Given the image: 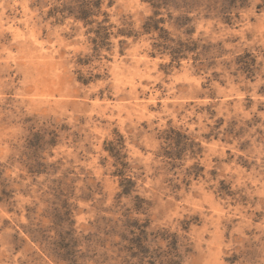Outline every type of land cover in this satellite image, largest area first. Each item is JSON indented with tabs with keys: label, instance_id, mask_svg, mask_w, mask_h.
<instances>
[{
	"label": "rangeland",
	"instance_id": "374dc122",
	"mask_svg": "<svg viewBox=\"0 0 264 264\" xmlns=\"http://www.w3.org/2000/svg\"><path fill=\"white\" fill-rule=\"evenodd\" d=\"M0 264H264V0H0Z\"/></svg>",
	"mask_w": 264,
	"mask_h": 264
},
{
	"label": "trees",
	"instance_id": "16d2710c",
	"mask_svg": "<svg viewBox=\"0 0 264 264\" xmlns=\"http://www.w3.org/2000/svg\"><path fill=\"white\" fill-rule=\"evenodd\" d=\"M151 1V0H150ZM222 7V8H221ZM220 8H221V10H220V8H219V13H224V14H226V16H224V18L226 19V20H229L230 18V16H229V14L227 15V13H229V12H227L226 11V8L225 7H223V5L221 6ZM76 18H78V19H81V20H85V16H83L82 14H80V16H78V17H76ZM149 22H150V24L147 26V28L148 29H151V27H154V29L155 30H161V31H163V32H165L166 30H164V29H162V28H160L158 25L156 26V24H154V22H156V21H154L153 20V18H150L149 19ZM159 22H162V21H159ZM153 25V26H152ZM183 27V26H182ZM104 31H105V29H102L101 30V33L102 34H104ZM187 33H188V31H187ZM160 38H162V39H164V41L166 42V39H167V37H161L160 36ZM189 42L190 41H185V42H178L177 43V46L176 47H169V49L171 50V54H172V56L174 57V59H177V58H180L183 54H184V52H186V51H193V49L191 48V46H190V44H189Z\"/></svg>",
	"mask_w": 264,
	"mask_h": 264
}]
</instances>
